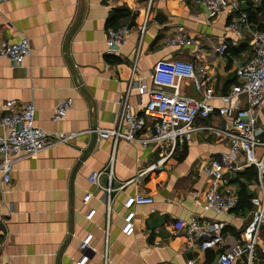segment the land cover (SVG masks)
<instances>
[{
  "label": "crops",
  "instance_id": "1",
  "mask_svg": "<svg viewBox=\"0 0 264 264\" xmlns=\"http://www.w3.org/2000/svg\"><path fill=\"white\" fill-rule=\"evenodd\" d=\"M242 6L250 23L263 29L264 0H245ZM227 21L223 13L209 19L197 0L0 2V40L26 38L31 46L21 64L0 57V115L6 100H13L15 108L32 101L35 123L43 130L80 131L70 142L17 159L9 181L3 182L0 173V264H78L85 253L79 243L86 233L92 234L91 248L82 264H186L187 260L213 264L220 251L243 242L242 229L261 193L254 176L241 174L251 165L238 171L224 167L236 196L239 183L244 184L250 207L214 213L204 208L200 195L208 183L202 167L211 157L228 152L227 141L200 131L183 145L141 146L124 139L114 143L90 130L114 126L120 111L118 97L125 92L133 111L150 125L152 118L144 115L141 104L146 94L139 95L137 85L150 87V74L161 60L201 62L214 92H225L235 82V65L251 54L248 33L244 40L238 39L226 31ZM122 23L129 24L131 31L109 51L107 27ZM178 28L198 47L166 45L165 36ZM222 40L227 42L228 55L214 51ZM178 90L184 96H198L187 79L180 81ZM64 98H70L72 105L53 121V107ZM228 120L212 112L205 122L220 125ZM259 122L264 138V110ZM255 150L257 154L260 145ZM111 152L110 181L103 173L99 186L91 185L89 172L105 169ZM242 163L241 154L232 160ZM108 182L107 194L103 187ZM87 191L91 195L83 203ZM136 192L151 195L153 201L134 203L131 197ZM129 209L134 211V230L125 235L122 215ZM191 217L223 223L221 246L202 250L197 243L185 245L182 228ZM254 256L255 264H264V224ZM245 257L241 253L231 264H245Z\"/></svg>",
  "mask_w": 264,
  "mask_h": 264
},
{
  "label": "built area",
  "instance_id": "2",
  "mask_svg": "<svg viewBox=\"0 0 264 264\" xmlns=\"http://www.w3.org/2000/svg\"><path fill=\"white\" fill-rule=\"evenodd\" d=\"M4 1V0H0ZM205 9L207 17L213 18L219 14H227L226 31L244 40L249 35L248 44L251 54L234 67L235 82L223 93H216L211 85V77L205 65L193 59L175 58L169 61H158L150 74L151 85L147 89L143 83L137 85L139 95L146 94L141 101L144 115L152 118V123L145 124L144 118L137 115L127 101L126 92L119 95L120 111L112 128H93L100 137H110L115 143L118 139L136 141L141 146L149 143L169 142L173 147L183 145L200 131H207L214 137L222 138L229 144L228 152L211 157L203 165L202 171L208 179L207 186L201 191L205 209L214 213L230 211L236 204V192L225 177L224 167L234 171L247 164L255 169V179L260 184V197L252 208L250 218L242 229V243L220 251L213 264H231L235 257L245 253V264L254 263V248L258 233L264 224V138L259 114L264 110V28H258V23L252 25L248 13L243 8L245 0H197ZM264 25V21H261ZM142 30V27H140ZM131 26L122 23L116 27H107L105 42L109 51L115 50ZM168 46L182 49L197 41L183 29H176L164 38ZM31 46L26 38L19 41L0 40V57L10 59L14 64H21L29 55ZM214 51L220 55H228L227 42L222 40ZM187 79L192 83L197 97L181 95L178 87L181 80ZM215 101L213 103L212 101ZM14 101L9 99L1 104L3 113L0 115V173L1 180L10 179L13 163L22 156L34 155L39 151L59 143L70 142L79 132L43 130L35 123V105L26 101L18 107H13ZM72 100L64 98L58 101L52 112V120L58 121L71 107ZM227 117L223 124L206 123L212 113ZM145 129L146 132H142ZM260 145V153L256 154L255 147ZM241 154L244 163L232 164V160ZM113 153L109 155L105 169H93L87 180L91 185L99 186L101 174L111 178ZM108 194L109 182L103 187ZM91 193L82 197L85 203ZM134 203H151L153 197L149 194L136 192L132 195ZM134 211L129 209L122 215L121 232L129 235L134 230ZM108 220V211L106 213ZM223 223L210 222L198 217H191L183 226L185 245L197 243L200 249L220 247L222 244L221 228ZM91 233H86L79 243L83 256L78 264L88 257L87 248H91L89 240ZM105 257V256H104ZM187 260L186 264H191Z\"/></svg>",
  "mask_w": 264,
  "mask_h": 264
},
{
  "label": "trees",
  "instance_id": "3",
  "mask_svg": "<svg viewBox=\"0 0 264 264\" xmlns=\"http://www.w3.org/2000/svg\"><path fill=\"white\" fill-rule=\"evenodd\" d=\"M241 46L243 47L244 45H241ZM241 174L245 175L248 178L251 176L255 177V169L251 165L247 167L244 170V172ZM249 199H250V195L245 191L244 184L242 182L239 183V187L237 189V198H236L235 208L250 207L251 204H250Z\"/></svg>",
  "mask_w": 264,
  "mask_h": 264
},
{
  "label": "rangeland",
  "instance_id": "4",
  "mask_svg": "<svg viewBox=\"0 0 264 264\" xmlns=\"http://www.w3.org/2000/svg\"><path fill=\"white\" fill-rule=\"evenodd\" d=\"M242 45H243V43H242ZM244 45H246V42L244 43ZM247 50L248 51L250 50L249 46H248ZM259 153H260V151L257 154L259 155Z\"/></svg>",
  "mask_w": 264,
  "mask_h": 264
}]
</instances>
